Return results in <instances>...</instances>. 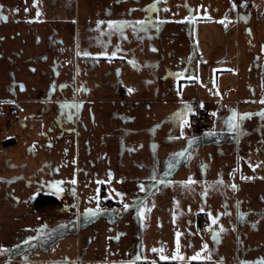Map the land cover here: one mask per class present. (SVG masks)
<instances>
[{"label":"rangeland","instance_id":"rangeland-1","mask_svg":"<svg viewBox=\"0 0 264 264\" xmlns=\"http://www.w3.org/2000/svg\"><path fill=\"white\" fill-rule=\"evenodd\" d=\"M8 1L0 264L264 261V0Z\"/></svg>","mask_w":264,"mask_h":264},{"label":"snow or ice","instance_id":"snow-or-ice-1","mask_svg":"<svg viewBox=\"0 0 264 264\" xmlns=\"http://www.w3.org/2000/svg\"><path fill=\"white\" fill-rule=\"evenodd\" d=\"M34 3H35V0H34ZM233 7H235V4H233ZM148 8L149 9H155V4L149 5ZM189 18L190 17H185L186 20L189 19ZM0 19H6V17H4V16H2V14H0ZM125 23H128V22H126V21H109L108 22L109 28H112L113 25H115L117 28H121L123 26V24H125ZM145 23H151V20H145V21H138L137 22V24H145ZM221 23H224V21H221ZM97 26L99 27V24ZM83 55L84 56H89L91 54L88 53V52H84ZM99 55H106V53L102 52V53H99ZM111 55L115 56L116 52L115 51L112 52ZM133 63H135V62L133 61ZM178 75L182 76V75H184V73H179ZM128 91L131 92V91H133V89L129 88ZM262 103H264V100H262ZM76 107H79V105H76ZM201 107H203L202 104H201ZM191 112H193V109H192L191 105L185 103L184 107L181 110H179L176 113H174V117L182 122L181 123V128H183L184 125L189 124L188 113H191ZM212 115H215V113H212ZM243 115L244 116H250L251 114H243ZM259 115L261 117H264V111L260 112ZM242 118H243V116L241 117V119ZM225 123L227 124L229 130H233V131L236 130V128H237L236 113H235L234 109L232 110V115L230 117H228V119L225 121ZM213 134H214L213 132L207 133V135H213ZM181 135H183V132H181ZM195 139L196 138H194V137L190 139L189 146H191V144L195 142ZM186 152H187V149H185L182 152L176 153L174 155L175 156H183V155H185ZM174 166H175L174 164H169L170 168L174 167ZM109 174L111 175V173H109ZM241 178L244 179L243 176ZM152 179H155V176H153ZM59 183H61V182L56 181V182L53 183V186H55V185H57ZM73 183H75V181H73ZM188 183H192L191 179L188 181ZM220 183H222V181H220ZM232 187L235 189L236 186L232 185ZM140 189H141V191L144 190V185L143 184L140 185ZM60 191H62V189L57 188V192H60ZM117 195L122 197L124 194L123 193H117ZM129 207H130L129 204H127V203L124 204V209L125 210H127ZM100 211H101V209L99 207H97L95 209H86V213L88 215H91V216L97 215ZM208 215H209V218L212 220V224H215L217 222V218L216 217H212L211 213H209ZM209 227H211V226H209ZM213 238L214 239L216 238V234L215 233H213ZM29 239H33V238L30 237ZM23 243H28V241H24ZM207 248H208V245L205 244L203 246V249H201V251H204ZM153 251H156V249H153ZM161 251H162V249H161ZM172 258L173 259H177V258L178 259H184L182 256H179V255H174ZM160 259L165 260V259H168V257L161 255ZM191 259H197V260L198 259H211V257H210V255L207 256V257H202L200 255V252H197L193 257H191ZM132 264H135V262L133 261ZM153 264H155V262H153ZM257 264H264V261H259V262H257Z\"/></svg>","mask_w":264,"mask_h":264},{"label":"flooded vegetation","instance_id":"flooded-vegetation-1","mask_svg":"<svg viewBox=\"0 0 264 264\" xmlns=\"http://www.w3.org/2000/svg\"><path fill=\"white\" fill-rule=\"evenodd\" d=\"M12 7L9 6L8 0H0V14L2 16L6 17V19H0V26H8V36L11 41L15 39V36H17L20 39V42L30 41V36L28 35V32L26 30H22V26L24 27L26 25V21H24V17L21 15L20 19H14L12 15V20L9 18V13ZM15 20V21H14ZM16 23H18L19 30H17ZM25 24V25H23ZM16 26V27H15ZM9 40V41H10ZM3 43V37L0 36V44ZM2 54V51L0 49V55Z\"/></svg>","mask_w":264,"mask_h":264},{"label":"built area","instance_id":"built-area-1","mask_svg":"<svg viewBox=\"0 0 264 264\" xmlns=\"http://www.w3.org/2000/svg\"><path fill=\"white\" fill-rule=\"evenodd\" d=\"M12 116H13V118L14 117H17V112H12ZM206 123V119L204 118V117H201V116H197L196 117V119L193 121V123H192V127L194 128V129H198V128H200L201 126H203L204 124Z\"/></svg>","mask_w":264,"mask_h":264},{"label":"trees","instance_id":"trees-1","mask_svg":"<svg viewBox=\"0 0 264 264\" xmlns=\"http://www.w3.org/2000/svg\"><path fill=\"white\" fill-rule=\"evenodd\" d=\"M197 117V116H196ZM196 117L192 116V119L190 122H193ZM40 200H42V202H46L47 204H54V202L56 201L54 198L50 197V196H46V195H40L39 196ZM162 264H173V263H162ZM192 264H201V263H192Z\"/></svg>","mask_w":264,"mask_h":264},{"label":"crops","instance_id":"crops-1","mask_svg":"<svg viewBox=\"0 0 264 264\" xmlns=\"http://www.w3.org/2000/svg\"><path fill=\"white\" fill-rule=\"evenodd\" d=\"M216 102H220V103H231V102H235V103H237L238 102V100L237 99H234V100H232V99H220L219 101H216ZM199 111H202L203 112V110H202V108H196V112H199ZM208 120V119H207ZM206 120V121H207ZM209 121V120H208ZM192 124V123H191Z\"/></svg>","mask_w":264,"mask_h":264}]
</instances>
